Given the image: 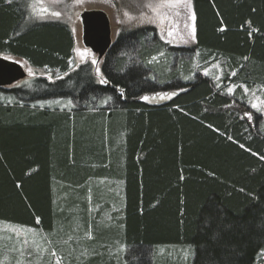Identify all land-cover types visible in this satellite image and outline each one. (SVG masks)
Listing matches in <instances>:
<instances>
[{"label":"trees","instance_id":"16d2710c","mask_svg":"<svg viewBox=\"0 0 264 264\" xmlns=\"http://www.w3.org/2000/svg\"><path fill=\"white\" fill-rule=\"evenodd\" d=\"M28 2L0 0V56L59 78L13 89L16 102L0 103V221L48 234L78 228L89 236L93 228L77 264H257L264 251V133L192 65L195 57L220 58L227 78L264 85V0H190L194 45L168 47L161 63L152 60L163 43L154 24L120 28L106 54L115 62L104 84L89 66L70 67L69 23L31 18ZM135 37L138 61L128 65L126 43ZM172 56L181 64L169 71ZM163 91L176 92L161 104L143 100ZM53 97L85 107L32 106ZM80 117L84 124L72 123ZM99 180L118 183L122 196L103 204L110 195L93 190ZM99 204L116 211L92 224L90 208ZM170 247H185L187 259L159 254Z\"/></svg>","mask_w":264,"mask_h":264},{"label":"rangeland","instance_id":"374dc122","mask_svg":"<svg viewBox=\"0 0 264 264\" xmlns=\"http://www.w3.org/2000/svg\"><path fill=\"white\" fill-rule=\"evenodd\" d=\"M105 1L100 0L99 5H104ZM116 1L120 3V6L112 0L113 3L110 4L114 5L116 10L112 12V9H108L109 14L112 15L111 21L114 34L118 32L119 28L123 30H132V28L144 24L147 25L152 23L155 25L159 37L163 40L162 46L159 49L160 51L152 58L156 63H161V61L164 60V56H166L169 51L168 47L172 45L187 49L194 45V19L192 18V7L189 5V0H180L179 3H177V0ZM94 3L95 0H29L28 11L31 14V18L67 21L75 39L74 54L70 67L74 70L82 66H89L94 80L96 82H101V80H105V70L110 69L114 65L115 59L111 56H105L103 62H101L97 54L84 46L81 22L79 21L81 12L87 7L96 6ZM115 5H117V8ZM44 9H47V11H44ZM55 12L60 13V15H53L52 13ZM165 42L167 43V47L162 49L163 46H165ZM149 44H151V42H149ZM126 45V47L129 48V52L131 51L130 54H128L127 64H133V62L138 61L139 56L134 49L141 48V44L137 42L135 37L133 40H129ZM85 49H87L86 53ZM81 53L84 54L81 55ZM6 57L16 59L11 56ZM176 58L177 56H172L169 71L179 68L181 61ZM195 58L192 65L193 70L196 72L194 75L208 77L217 90L231 96L234 106L238 108L248 120L253 123L257 122L256 126L264 133V85L249 87L243 82L236 83L229 76L227 78L224 61L220 60V58H210L206 61H198V58ZM184 59L189 60L190 57L185 56ZM20 61L24 63L22 60ZM93 61H96V63H93ZM161 67H163V64H158L156 68L159 69ZM97 69H99V71H97ZM26 71L27 77L20 81L19 85H15L11 90L0 88V103L4 102L10 104L16 102L17 97L14 95L13 89L18 87H27V89H31L34 87L33 83L36 82L37 79L56 81V79L59 78L55 75V72L34 69L32 66H26ZM232 73L233 72H231V74ZM77 74L78 79L81 80L76 79V82L79 84L80 81L81 83L84 82L82 72L78 71ZM57 75H59L58 72ZM91 83L95 84V82ZM229 88L232 89L231 92L228 91ZM175 92L176 91H163L148 94L145 96L148 97V99L143 100L150 104H161L175 95ZM164 94H167V96L165 97ZM253 105H256V107H253ZM32 106L54 109L56 111L76 112L77 109L84 105L81 106L78 101L72 98L53 97L32 102ZM102 106L106 109L111 108L113 106L112 99H107ZM85 120H87V117L75 118L71 121L73 124L78 123L81 126L84 124L81 122ZM100 182L101 184H97V181L93 182L92 187H94L93 190L96 188L102 189L101 191L107 190L110 197H105L103 199V204L107 202V199H110L111 196H122V188L118 186V183L113 181ZM103 204H99L95 208H90L92 224H99L105 221L108 222L111 219V212L116 211L114 206L107 208L104 207L105 205ZM96 212L101 213L99 217H96ZM92 230L93 228L89 236H80V234H78V228L68 231L61 229L48 234L41 229L0 221V264H77L81 261H78V257L84 252L81 250L83 249L82 247L87 245V242L90 241L93 236ZM188 253L189 251L185 249V247H170L159 251L160 255L164 254L166 256V260L172 261L179 260L178 257L181 256L187 259ZM262 253H264V251ZM262 253L259 256L257 264H264V254ZM150 262L152 263V260Z\"/></svg>","mask_w":264,"mask_h":264},{"label":"water","instance_id":"95a60500","mask_svg":"<svg viewBox=\"0 0 264 264\" xmlns=\"http://www.w3.org/2000/svg\"><path fill=\"white\" fill-rule=\"evenodd\" d=\"M85 43L99 57L105 55L112 43L110 22L103 11L85 12L82 14ZM26 72L17 60L0 56V86L10 85L23 79Z\"/></svg>","mask_w":264,"mask_h":264},{"label":"flooded vegetation","instance_id":"af4514ba","mask_svg":"<svg viewBox=\"0 0 264 264\" xmlns=\"http://www.w3.org/2000/svg\"><path fill=\"white\" fill-rule=\"evenodd\" d=\"M99 3H100L99 0H96L94 4H95L96 6H100ZM91 7H92V6H91ZM91 7H87V8H91ZM106 7H107L108 9H112V12H114V10H116V9L114 8L113 5L110 6L109 4H107ZM107 8L105 9L106 13L109 12ZM108 16H109V18H110L111 36H112V39H113L115 34H113V33H114V30H113V25H112V21H111V19H112V15H111V14H108ZM79 21L81 22V32H82V40H83L84 46H85L87 49H89V50L92 51V48L89 47L88 45H86V43H85V38H84V24H83V18H82V16L80 17V20H79ZM107 51H108V50H107ZM92 52H93V51H92ZM93 53H94V52H93ZM95 54H96V53H95ZM106 54H107V52H106ZM106 54H105L104 56H102V57H99V55L97 54L99 61L103 62L104 57L106 56Z\"/></svg>","mask_w":264,"mask_h":264},{"label":"snow or ice","instance_id":"6c2138e0","mask_svg":"<svg viewBox=\"0 0 264 264\" xmlns=\"http://www.w3.org/2000/svg\"><path fill=\"white\" fill-rule=\"evenodd\" d=\"M180 2V0H177V3H179ZM189 5H190V0H189ZM44 11H47V9H44ZM53 15H55V16H59L60 15V13H58V12H55V13H52ZM193 19H195V16L193 15V17H192ZM224 29L223 28H221L220 29V31H223ZM195 32V29L193 28V33ZM87 52V49H85V53ZM84 53H81V55H83ZM245 59H247V57L245 58ZM93 63H96V61H93ZM97 71H99V69H97ZM233 75H235V72H233L232 73ZM101 83H106V81L105 80H101ZM228 91L229 92H231L232 91V89L231 88H229L228 89ZM159 95V94H158ZM165 95V97L167 96V94H164ZM143 99H145V100H147L148 99V97H143ZM253 107H256V105H253ZM262 158H264V157H262ZM187 254V253H186ZM262 254H264V253H262Z\"/></svg>","mask_w":264,"mask_h":264},{"label":"bare ground","instance_id":"6f19581e","mask_svg":"<svg viewBox=\"0 0 264 264\" xmlns=\"http://www.w3.org/2000/svg\"><path fill=\"white\" fill-rule=\"evenodd\" d=\"M70 59V58H69ZM68 66V65H67ZM93 80V79H92ZM35 96V95H34ZM85 101V100H84ZM84 107V106H83ZM98 109V108H97ZM151 263V262H150Z\"/></svg>","mask_w":264,"mask_h":264}]
</instances>
